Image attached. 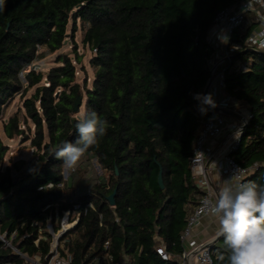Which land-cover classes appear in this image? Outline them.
<instances>
[{"label":"trees","instance_id":"obj_1","mask_svg":"<svg viewBox=\"0 0 264 264\" xmlns=\"http://www.w3.org/2000/svg\"><path fill=\"white\" fill-rule=\"evenodd\" d=\"M238 1L6 0L0 12V117L10 100L23 97L25 123L33 122V135L16 114L4 123V133L9 139H31L36 158L29 162L27 175L15 180L13 164L4 162L9 145L0 137V230H17L15 242L29 233L19 246L30 254L46 253L50 238L34 245L38 229L50 216L55 221L57 214L73 213L79 204V222L69 243L74 264L92 262L99 254L102 261L92 264H115L125 253L131 264H178L160 257L156 236L170 252H181L180 235L203 194L190 157L210 109L193 96L204 95L210 77L215 48L208 35L214 18ZM78 21L89 23L82 42L95 49L90 84L87 77L82 83L77 79ZM257 26L250 13L231 36L229 44L235 49L225 69V92L233 108L251 114L231 155L243 167L257 163L244 181L264 184V51L247 48ZM68 30L74 57L59 54V65L46 74L36 69L24 73V84L23 70L44 56L42 48L60 49ZM78 96L81 104L75 111ZM84 99L86 110L108 121L106 135L85 155L96 157L108 178L77 193L76 176L64 178L63 161L53 150L77 139L74 116ZM160 169L163 187L158 183ZM115 189L111 205L108 195ZM213 249L214 263L228 264L223 238ZM12 257L0 248V259Z\"/></svg>","mask_w":264,"mask_h":264},{"label":"built area","instance_id":"obj_2","mask_svg":"<svg viewBox=\"0 0 264 264\" xmlns=\"http://www.w3.org/2000/svg\"><path fill=\"white\" fill-rule=\"evenodd\" d=\"M250 13L255 15L258 26L249 35L247 48L264 51V48L259 47L258 42V34L264 32V0H240L225 7L216 14L209 32L208 40L215 50L213 57L209 60V87L204 95L211 94L216 106H209L210 115L203 122L193 154L190 157L192 175L203 194L198 205L189 215L187 224L180 235L183 247L181 252H170L162 239L158 235L156 236L159 241L156 251L163 260H174L178 264H215L213 255L215 243L212 242V239L199 240L194 232L195 226L205 216L201 212L204 201L215 199L218 193L213 184L212 174L223 177L225 180L235 174L241 181H244L258 167L257 163L250 167H243L231 155V152L240 143L244 126L249 121L251 114L242 108H233L232 98L225 92V69L231 62L235 49V46H230V39L233 32L241 26ZM32 69H36V64L25 68L21 73V78L25 80L24 73ZM228 111L238 113L239 116L231 115L227 113ZM89 205L93 206L92 203ZM79 206V204H75L73 213L68 210L61 217L57 214L55 221L50 216L46 226L38 229L34 245L39 247L42 239L50 238L49 249L46 253L39 250L30 254L19 246L23 239L31 236L29 233L24 234L18 242H15L17 230L12 232L0 230V248L9 250L13 256L11 259L1 258L0 264H74L75 255L70 250L69 243L72 239L71 231L79 222L80 213L76 212ZM55 224L58 226L55 227ZM109 246L110 242L106 241L104 250L108 251ZM101 261L100 254L92 260L96 263ZM92 262L87 264H92ZM131 263L132 258L125 253L115 264Z\"/></svg>","mask_w":264,"mask_h":264},{"label":"clouds","instance_id":"obj_3","mask_svg":"<svg viewBox=\"0 0 264 264\" xmlns=\"http://www.w3.org/2000/svg\"><path fill=\"white\" fill-rule=\"evenodd\" d=\"M5 3L6 0H0V12ZM258 36L259 47L264 48V32ZM193 98L201 105L216 106L211 94L196 93ZM200 110L202 113L206 111L203 107ZM74 120L78 134L75 142L64 141L53 150L56 159L62 160L66 169H74L89 149L98 144V137L106 135L109 127L106 119L84 108ZM47 186L51 188L52 184ZM201 212L216 220V236L223 238L228 264H264V184L241 181L234 174L224 181L215 199L204 201ZM218 258L225 259L223 254Z\"/></svg>","mask_w":264,"mask_h":264},{"label":"rangeland","instance_id":"obj_4","mask_svg":"<svg viewBox=\"0 0 264 264\" xmlns=\"http://www.w3.org/2000/svg\"><path fill=\"white\" fill-rule=\"evenodd\" d=\"M88 27V22L78 21L75 42L77 44V52L81 56V60L76 63L78 70L77 79L82 83L85 77H87L90 84L95 71L94 66L90 64V59L94 55V51L82 42L85 31ZM68 33L66 43H64L63 46L55 52H50L45 47L41 49L44 56L35 61L37 71H42L46 74L52 66L59 65L57 62V56L59 54H68L69 56L74 57L75 47L73 46L74 43L70 39V30H68ZM23 82L26 84L27 80L25 79ZM34 89L35 86L29 88L26 96H30ZM82 108L86 109L85 99L83 100V104L80 109ZM242 109L246 112V109ZM15 114L19 116L22 128L26 129L28 134L32 136L35 126L30 119L27 123H25L26 114L25 109L23 108V97L20 95H16L6 104L0 117V137L4 143L9 145V151L4 162L9 165L13 164V177L15 180H20L27 175L28 164L36 158V155L35 148L31 144V139L22 138L21 136H15L14 138L9 139L4 133V123L10 116ZM63 174L65 179H68L71 174L76 176L77 183L75 190L77 193L87 191L94 182L99 181L100 179L106 180L108 178V173L101 168L97 158L86 156L80 160L74 169L64 168ZM68 180L70 181V178ZM216 254V250L213 249V255L215 256Z\"/></svg>","mask_w":264,"mask_h":264},{"label":"crops","instance_id":"obj_5","mask_svg":"<svg viewBox=\"0 0 264 264\" xmlns=\"http://www.w3.org/2000/svg\"><path fill=\"white\" fill-rule=\"evenodd\" d=\"M212 180H213V184L216 186L217 190L219 191V189L223 186L225 179L216 174H212ZM217 231H218V224L216 220L209 215H205L204 217H202L200 222L194 228L195 236L199 240L213 239L216 237Z\"/></svg>","mask_w":264,"mask_h":264},{"label":"water","instance_id":"obj_6","mask_svg":"<svg viewBox=\"0 0 264 264\" xmlns=\"http://www.w3.org/2000/svg\"><path fill=\"white\" fill-rule=\"evenodd\" d=\"M67 40L64 41V43H66ZM208 87H209V80L205 86V89H204V93L207 92L208 90ZM81 104V97L78 96L76 101H75V104H74V110L76 111L79 107V105ZM227 113L231 114V115H234V116H239L238 113H235L233 111H228ZM158 183L161 187H163V177H162V169L159 170V173H158ZM115 195H116V189L110 194L108 195V200L110 201V204L111 205H114L115 204ZM220 238L222 237H215L212 239V242L215 243L216 241H218Z\"/></svg>","mask_w":264,"mask_h":264}]
</instances>
